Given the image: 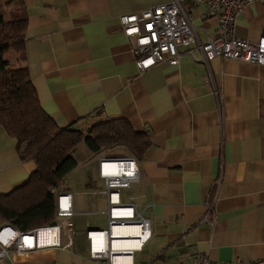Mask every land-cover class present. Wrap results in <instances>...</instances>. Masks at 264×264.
<instances>
[{"label": "crops", "instance_id": "crops-1", "mask_svg": "<svg viewBox=\"0 0 264 264\" xmlns=\"http://www.w3.org/2000/svg\"><path fill=\"white\" fill-rule=\"evenodd\" d=\"M170 1L16 0L27 15L24 60L15 52L7 57L26 67L41 108L59 127L86 131L121 118L149 136L135 159L138 182L120 193L150 223L132 264H191L198 254L212 264H248L264 256V65L215 57L206 66L198 50L181 47L177 64L141 71L119 19ZM183 6L201 43L216 34L218 20L205 6ZM263 30L264 6L254 1L236 17L234 35L256 42ZM35 169L0 128V195ZM95 179L99 184L87 173L81 190L56 188L72 196V251L47 248L18 264H99L88 259L85 239L87 230L106 228L102 181ZM216 186L210 226L203 204ZM75 195L87 196L86 207L75 206ZM78 229L83 237L75 242Z\"/></svg>", "mask_w": 264, "mask_h": 264}, {"label": "built area", "instance_id": "built-area-1", "mask_svg": "<svg viewBox=\"0 0 264 264\" xmlns=\"http://www.w3.org/2000/svg\"><path fill=\"white\" fill-rule=\"evenodd\" d=\"M184 1L205 6L208 14L218 20L216 34L204 43L198 40L188 20ZM254 1L264 6V0H171L136 14L123 15L119 21L124 35L133 38L132 53L141 71L161 62L177 64L181 47L189 52L198 50L200 61L206 66L215 57L261 66L264 65V30L256 42L234 35L236 17ZM97 178L102 181L99 194L106 201V228L86 231L87 257L99 264H132L134 254L151 236L149 221L134 205L122 203L120 196L122 190L138 182V165L129 156H102L97 161ZM217 186L214 196L203 204V221L210 226L214 223ZM50 192L55 197V218L51 223L25 232L11 224L0 226V263L18 264L19 257L47 248L72 251L71 228L76 216L72 196L56 188ZM191 264L212 263L205 255L198 254ZM248 264H264V256Z\"/></svg>", "mask_w": 264, "mask_h": 264}, {"label": "trees", "instance_id": "trees-1", "mask_svg": "<svg viewBox=\"0 0 264 264\" xmlns=\"http://www.w3.org/2000/svg\"><path fill=\"white\" fill-rule=\"evenodd\" d=\"M27 15L18 2H0V128L16 141L21 161L31 160L36 169L27 181L0 195V225L11 224L29 231L55 218L54 195L65 176L76 166L78 146L92 154L121 146L140 160L150 146L149 136L134 130L121 118L99 123L86 131L59 127L41 108L26 67L11 65L8 55L23 62Z\"/></svg>", "mask_w": 264, "mask_h": 264}, {"label": "rangeland", "instance_id": "rangeland-1", "mask_svg": "<svg viewBox=\"0 0 264 264\" xmlns=\"http://www.w3.org/2000/svg\"><path fill=\"white\" fill-rule=\"evenodd\" d=\"M130 14H136V13H130ZM189 20V18H188ZM190 22V21H189ZM191 24V23H190ZM122 147H115V148H107L102 150L99 154H92L89 153L87 151H83L84 149H82V147L78 146L77 149L73 152V157L75 158L76 162H77V166L70 172L68 173L65 178L63 179L62 183H61V187H66V188H72V189H79L81 190L83 187V184L86 180V174L90 173L93 180L96 182V184H99V181H97L95 179L96 176V172H97V168H96V162L97 160L102 157L103 155H101V153H105L107 155L110 156H119L123 153H126L125 150L121 149ZM86 152V153H85ZM101 155V156H100ZM74 204L75 206L78 205L80 207H86L87 205V196H78L75 195L74 196ZM97 206L99 209L104 210V202L103 200L99 199V197H97V202H96ZM82 218H87L88 216H81ZM103 218L102 215L99 216H95L92 217L90 216V221L91 220H96V221H100V219ZM97 226L99 228H103L105 227V224H97ZM74 229V228H73ZM80 231L78 229L77 233L75 234V242H76V238H80L83 237L82 234H80ZM28 258V257H27ZM20 261H26V255H23L21 257H19Z\"/></svg>", "mask_w": 264, "mask_h": 264}]
</instances>
